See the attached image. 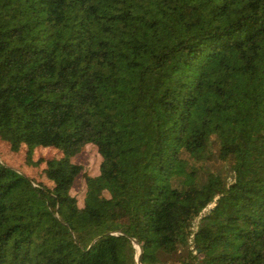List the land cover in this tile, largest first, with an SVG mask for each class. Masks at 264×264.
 <instances>
[{
  "label": "trees",
  "instance_id": "16d2710c",
  "mask_svg": "<svg viewBox=\"0 0 264 264\" xmlns=\"http://www.w3.org/2000/svg\"><path fill=\"white\" fill-rule=\"evenodd\" d=\"M0 140V264H264V0H0Z\"/></svg>",
  "mask_w": 264,
  "mask_h": 264
},
{
  "label": "rangeland",
  "instance_id": "374dc122",
  "mask_svg": "<svg viewBox=\"0 0 264 264\" xmlns=\"http://www.w3.org/2000/svg\"><path fill=\"white\" fill-rule=\"evenodd\" d=\"M27 147L22 145L18 152H12L8 143L0 140V162L16 170L18 173L31 177L37 182H42L48 187L53 184L44 175L43 169L45 164H36L34 167H28L24 164V156ZM34 160L51 159L60 156L59 152L52 147H39L34 152ZM73 162L83 167L84 172L90 176L98 174V169L101 164V157L95 147L91 145L85 146L80 153L73 159ZM83 180L78 178L73 186V194L78 200L79 206L82 205ZM139 252V247L135 246Z\"/></svg>",
  "mask_w": 264,
  "mask_h": 264
},
{
  "label": "water",
  "instance_id": "95a60500",
  "mask_svg": "<svg viewBox=\"0 0 264 264\" xmlns=\"http://www.w3.org/2000/svg\"><path fill=\"white\" fill-rule=\"evenodd\" d=\"M138 261V260H137Z\"/></svg>",
  "mask_w": 264,
  "mask_h": 264
}]
</instances>
